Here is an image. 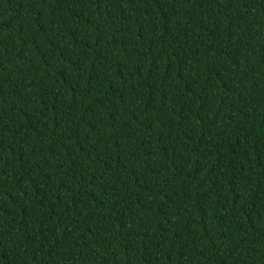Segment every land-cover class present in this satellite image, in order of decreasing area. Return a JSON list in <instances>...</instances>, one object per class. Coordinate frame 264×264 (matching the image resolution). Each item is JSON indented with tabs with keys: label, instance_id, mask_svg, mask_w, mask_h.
Returning a JSON list of instances; mask_svg holds the SVG:
<instances>
[{
	"label": "trees",
	"instance_id": "1",
	"mask_svg": "<svg viewBox=\"0 0 264 264\" xmlns=\"http://www.w3.org/2000/svg\"><path fill=\"white\" fill-rule=\"evenodd\" d=\"M0 264H264V0H0Z\"/></svg>",
	"mask_w": 264,
	"mask_h": 264
}]
</instances>
